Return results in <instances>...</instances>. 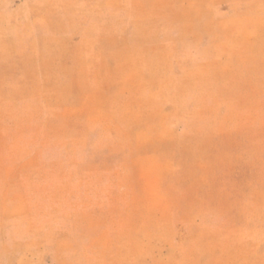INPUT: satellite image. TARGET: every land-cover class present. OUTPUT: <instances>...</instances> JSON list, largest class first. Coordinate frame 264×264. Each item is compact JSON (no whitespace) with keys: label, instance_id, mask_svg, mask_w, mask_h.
<instances>
[{"label":"rangeland","instance_id":"374dc122","mask_svg":"<svg viewBox=\"0 0 264 264\" xmlns=\"http://www.w3.org/2000/svg\"><path fill=\"white\" fill-rule=\"evenodd\" d=\"M0 264H264V0H0Z\"/></svg>","mask_w":264,"mask_h":264}]
</instances>
